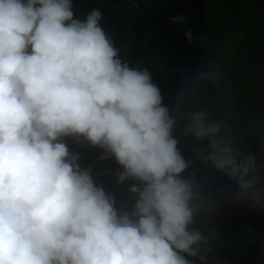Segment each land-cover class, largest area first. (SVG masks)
I'll list each match as a JSON object with an SVG mask.
<instances>
[{"label":"clouds","instance_id":"obj_1","mask_svg":"<svg viewBox=\"0 0 264 264\" xmlns=\"http://www.w3.org/2000/svg\"><path fill=\"white\" fill-rule=\"evenodd\" d=\"M71 8L0 0V264H189L180 253L202 237L187 228L186 162L168 109L146 71L115 58L100 13L80 21ZM202 125L194 114L198 138L218 131ZM63 135L105 147L120 180L143 182L129 189L131 213L117 215ZM225 165L237 170L231 157L216 163Z\"/></svg>","mask_w":264,"mask_h":264},{"label":"flooded vegetation","instance_id":"obj_2","mask_svg":"<svg viewBox=\"0 0 264 264\" xmlns=\"http://www.w3.org/2000/svg\"><path fill=\"white\" fill-rule=\"evenodd\" d=\"M143 1L71 0V10L73 18L80 21L93 10L100 13L97 25L116 50L115 58L122 65L136 71L152 66L159 72L166 60L153 59L151 54L140 58V47L153 39L152 35H146L142 45L134 47L133 60H124L136 41V16ZM172 1L178 4L181 0ZM155 2L150 3V8L157 6ZM198 44L200 35L194 45ZM137 53L139 60H135ZM148 74L156 75L152 68ZM198 76L200 78V73ZM167 109L173 120L171 136L176 139V148L186 162L185 169L178 175L188 182L190 190L189 206L193 209V218L187 228L202 237L190 246L194 254H180L189 264H264V139L244 130L239 123L225 121V112L221 113L218 107L217 135L198 138L193 121L189 124L190 135L178 136L179 131L174 125L178 126L189 116L187 110L171 114L173 107ZM58 139L66 145L69 155L76 154L79 170H86L94 186L111 198L118 216L134 210L138 193L129 189L132 185L142 188L143 182L132 176L120 180L123 166L109 150L92 144L82 135H63ZM227 157L234 159L235 172L232 165L216 167L219 160ZM244 164H247L246 172L243 171Z\"/></svg>","mask_w":264,"mask_h":264},{"label":"water","instance_id":"obj_3","mask_svg":"<svg viewBox=\"0 0 264 264\" xmlns=\"http://www.w3.org/2000/svg\"><path fill=\"white\" fill-rule=\"evenodd\" d=\"M153 1L144 0L139 7L136 41L125 54L124 60H133L134 47L142 45L146 35H152L153 39L140 47V58L151 54L153 59L166 60V65L159 72L152 66L141 71L148 73L150 68L153 69L156 75L149 74V82L158 88L162 106L173 107L171 114L180 113L181 109L183 112L187 110L189 116L183 118L178 126L174 125V129L179 131L178 136L190 135L192 128L189 124L194 121V117H191L194 114H199L202 126L219 127L217 103L221 92L202 77L207 72L208 54L201 43L194 45L199 35L206 31L204 16L207 0H181L178 4L172 0H156L157 6L150 8ZM135 60H139L138 53ZM213 135L217 134H209L211 137ZM255 144L258 147L257 141Z\"/></svg>","mask_w":264,"mask_h":264},{"label":"trees","instance_id":"obj_4","mask_svg":"<svg viewBox=\"0 0 264 264\" xmlns=\"http://www.w3.org/2000/svg\"><path fill=\"white\" fill-rule=\"evenodd\" d=\"M202 77L221 92L225 121L264 139V0H207Z\"/></svg>","mask_w":264,"mask_h":264}]
</instances>
